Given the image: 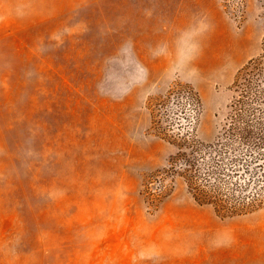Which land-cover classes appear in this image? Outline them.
<instances>
[{
  "label": "rangeland",
  "instance_id": "obj_1",
  "mask_svg": "<svg viewBox=\"0 0 264 264\" xmlns=\"http://www.w3.org/2000/svg\"><path fill=\"white\" fill-rule=\"evenodd\" d=\"M263 50L264 0H0V264H264V206L164 175L148 103L190 84L211 141Z\"/></svg>",
  "mask_w": 264,
  "mask_h": 264
},
{
  "label": "trees",
  "instance_id": "obj_2",
  "mask_svg": "<svg viewBox=\"0 0 264 264\" xmlns=\"http://www.w3.org/2000/svg\"><path fill=\"white\" fill-rule=\"evenodd\" d=\"M232 86L228 113L211 141L195 136L194 117L184 131L176 125L185 118V103L199 109V94L190 84L177 83L148 101L155 134L176 147L164 175L181 177L193 200L211 205L220 217L264 206V50L238 69Z\"/></svg>",
  "mask_w": 264,
  "mask_h": 264
}]
</instances>
